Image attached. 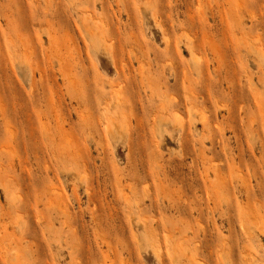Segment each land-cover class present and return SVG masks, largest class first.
Instances as JSON below:
<instances>
[{
    "label": "rangeland",
    "instance_id": "1",
    "mask_svg": "<svg viewBox=\"0 0 264 264\" xmlns=\"http://www.w3.org/2000/svg\"><path fill=\"white\" fill-rule=\"evenodd\" d=\"M0 264H264V0H0Z\"/></svg>",
    "mask_w": 264,
    "mask_h": 264
},
{
    "label": "bare ground",
    "instance_id": "2",
    "mask_svg": "<svg viewBox=\"0 0 264 264\" xmlns=\"http://www.w3.org/2000/svg\"><path fill=\"white\" fill-rule=\"evenodd\" d=\"M214 165V164H213ZM216 166V165H215Z\"/></svg>",
    "mask_w": 264,
    "mask_h": 264
}]
</instances>
